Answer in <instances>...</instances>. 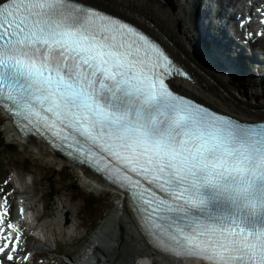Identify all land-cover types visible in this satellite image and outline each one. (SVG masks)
<instances>
[{
	"label": "snow or ice",
	"instance_id": "6c2138e0",
	"mask_svg": "<svg viewBox=\"0 0 264 264\" xmlns=\"http://www.w3.org/2000/svg\"><path fill=\"white\" fill-rule=\"evenodd\" d=\"M177 76L153 38L83 0H0V107L18 129L111 177L154 248L264 264V121L174 92ZM3 201L0 264L23 237Z\"/></svg>",
	"mask_w": 264,
	"mask_h": 264
},
{
	"label": "rangeland",
	"instance_id": "374dc122",
	"mask_svg": "<svg viewBox=\"0 0 264 264\" xmlns=\"http://www.w3.org/2000/svg\"><path fill=\"white\" fill-rule=\"evenodd\" d=\"M167 1L180 16L178 29L183 31L187 37H189L194 44L199 45L198 47L200 48L197 34L194 36V32H196L195 26H197V20H199L200 16L199 14L203 9V5L201 4L202 0ZM93 4L99 5L97 3ZM197 15L199 16L197 17ZM208 38L211 39L210 37ZM210 48L217 58L224 60L225 63L230 66L234 65V62L224 59V54L220 53L218 48L214 47L213 44L210 45ZM203 60L204 59L201 58L203 65H205L210 71H214L215 69L219 70L216 67H208L207 59L205 58V63ZM255 71L257 72V70ZM258 72V75L260 73L264 74V70ZM240 76L241 80H232L234 88L236 87L239 92L238 94L241 93L244 98L251 102L263 101L264 77H262L261 82H252L248 80L249 76L246 80L242 78L243 75ZM0 125L1 132L6 137V141L15 143L18 146L17 152L4 153L2 152V147L0 145V194L2 192L1 189L4 187L2 184H4L5 181L10 180L13 176H15L16 180H18L23 186L19 181V176L17 177V175L21 174L22 176H25V183L30 187L31 195H34L36 199H40L41 197L43 202H46L45 209L44 203L42 201L39 203L41 212L45 210L46 214L40 219V228L33 232L41 239V241L36 238L32 241H29L28 238L25 239V244H28L29 247L35 246L32 249V252H35L34 264H72L74 260L78 261L79 257L86 251H89L92 246L94 247V242H96L98 238H103L105 235V238L109 239V242H111L112 238L115 236L118 239L122 238V233L118 234L113 226H110V229H107L108 233L107 230L106 233L103 231L104 225L109 224L108 219L110 216L115 214V207L121 204L118 195L119 192L117 193L109 186H102L98 182L92 180L89 175H86L85 171L83 172L72 163L61 161L59 156L53 151L50 150V153L37 151L33 142L15 135V132L8 126L9 123L7 118L1 111ZM53 182L55 183L54 187L56 195L53 199H50L48 193L49 190L52 189ZM76 182H78L80 189H75L73 187L74 185H77ZM8 194H10V192H8ZM60 198L67 199L69 208L74 209L76 212L80 210V217L79 215H75L73 219L75 222L80 221L84 226H82L83 228L81 227L77 232L73 233V236L66 237V239H56L52 232L48 230L49 224H55L58 222L60 215L65 221H67L70 216V210L60 206ZM89 202L90 205L88 204L87 206V203ZM77 239H79L78 243L75 241ZM30 242H32V244H29ZM57 242L58 249L55 251L54 249H56L55 246ZM27 250L28 248L26 251ZM45 259H48V262H45ZM101 259H105V261H113L114 256L108 259L104 256H100L98 260L101 261ZM143 261L145 262H143V264H161L165 261V257H159L155 253L153 258H146ZM166 262L167 264H201L200 262L191 259L188 263L176 259Z\"/></svg>",
	"mask_w": 264,
	"mask_h": 264
},
{
	"label": "bare ground",
	"instance_id": "6f19581e",
	"mask_svg": "<svg viewBox=\"0 0 264 264\" xmlns=\"http://www.w3.org/2000/svg\"><path fill=\"white\" fill-rule=\"evenodd\" d=\"M86 1L97 3L99 6H104L105 8L117 10L126 14L139 21L150 33L158 36L168 51L189 70L190 79L177 76L172 80L173 84L183 87L188 93L198 96L218 108L227 110L244 118H252V116L258 115L260 110L264 109V100L251 102L244 98L241 93L238 94L239 92L236 87L234 88L230 76V74L237 72L235 69L232 67L229 68L231 70L230 73L221 72L216 69L210 71L203 65L201 62L203 55L201 49L198 47L199 45L194 44L183 31L178 29L180 16L175 12L167 0H85V2ZM212 68L214 67L212 66ZM236 76H239V73H237ZM8 126L15 132L16 136H19L14 130L11 122ZM28 140L33 142L37 151L50 153V149L39 139L29 137ZM59 158L61 161L68 163L65 158H61L60 156ZM86 175H89L92 180L98 182L102 186L107 185L113 189L98 176L90 172H86ZM18 176L20 179L19 181L25 188L24 196H22L23 200H25V203L38 219H42L46 213L45 210L41 212L39 203L41 201L43 202V199L41 197L40 199H36L34 195H31L30 187L25 183V176L21 174L17 175V177ZM10 183H12V180L5 181L2 185L7 187ZM113 190L117 192L115 189ZM118 195L121 204L115 207V214L110 216L108 219L109 224L104 225L103 231L106 233V230L110 226H113L118 234L122 233V238L118 239L115 236L112 238L111 242H109V239L105 238V235L103 238H98L96 242H94V247L92 246L89 251H86L80 256L78 261L74 260V264H143V260L146 258L154 257L155 251L148 246L145 238L142 237L137 228L136 222L128 210L124 194L119 193ZM43 203L45 209L46 202ZM59 203L62 208H68L70 210V216L68 220L65 221L60 215L59 221L56 222L57 224H49L48 230L52 232L56 239H66V237L73 236V233L77 232L83 224L80 221L75 222L73 219L75 215H79L80 217V210L76 212L74 209L69 208L67 199L60 198ZM25 232L27 231L25 230ZM31 237L37 238L34 234ZM39 240L41 241L40 238ZM21 254H23V256L25 255L24 252ZM100 256H104L106 259L114 256V260L105 261V259H101V261H99L98 259ZM164 257L165 261L161 264H167L166 261L169 262V260L171 261L172 259L187 261L170 256Z\"/></svg>",
	"mask_w": 264,
	"mask_h": 264
},
{
	"label": "trees",
	"instance_id": "16d2710c",
	"mask_svg": "<svg viewBox=\"0 0 264 264\" xmlns=\"http://www.w3.org/2000/svg\"><path fill=\"white\" fill-rule=\"evenodd\" d=\"M194 36H196V35H194ZM0 145L2 147V152H4V153L17 152V147L18 146L15 143H12V142L10 143V142L6 141V137L1 132V125H0ZM76 183H77V185H74L73 187L75 189H80L79 186H78V182H76ZM54 186H55V183L53 184L52 189L49 192L51 198H54V196L56 195V191H55V187ZM88 204L90 205V202ZM88 204H87V206H88Z\"/></svg>",
	"mask_w": 264,
	"mask_h": 264
}]
</instances>
